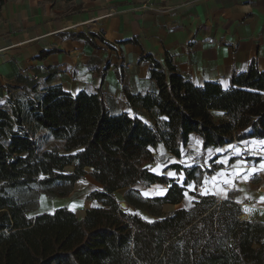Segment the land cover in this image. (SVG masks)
<instances>
[{"label":"trees","instance_id":"16d2710c","mask_svg":"<svg viewBox=\"0 0 264 264\" xmlns=\"http://www.w3.org/2000/svg\"><path fill=\"white\" fill-rule=\"evenodd\" d=\"M141 58L157 90L125 89L133 114L109 111L102 80L95 91L74 94L51 76L7 83L0 102V264H264V221L241 217L231 190L225 198L195 190L220 167L210 149L264 140V71L250 61L223 89L217 81L195 85L169 59ZM193 133L199 147L185 151ZM157 144L179 161L159 173L150 166ZM168 169L177 177L164 174ZM86 174L101 188L90 191L96 203L83 216L66 206L27 216L39 194L68 196ZM151 184L167 185L165 193L144 195ZM116 192L149 215L182 206L147 220L120 207Z\"/></svg>","mask_w":264,"mask_h":264},{"label":"crops","instance_id":"0c3cea01","mask_svg":"<svg viewBox=\"0 0 264 264\" xmlns=\"http://www.w3.org/2000/svg\"><path fill=\"white\" fill-rule=\"evenodd\" d=\"M146 53L162 63L169 59L197 86L217 81L228 89L232 72L243 71L250 61L264 71V0H0V102L7 83L24 77L51 76L52 84L72 94L95 91L102 80L109 111L133 114L125 89L157 90L147 73L149 62L141 58ZM139 114L158 118L145 110ZM186 146L188 152L198 149L195 133ZM155 150L164 156L155 172L179 162L162 144ZM209 153L220 167L203 178L202 192L225 198L231 190L243 218L264 221V140L226 144ZM165 173L174 177L170 169ZM166 187L151 184L142 193L164 194ZM100 188L86 174L64 196L63 206L83 216L96 203L88 199L90 191ZM115 195L120 201L123 192Z\"/></svg>","mask_w":264,"mask_h":264},{"label":"rangeland","instance_id":"374dc122","mask_svg":"<svg viewBox=\"0 0 264 264\" xmlns=\"http://www.w3.org/2000/svg\"><path fill=\"white\" fill-rule=\"evenodd\" d=\"M59 149H61V146H59ZM154 154L156 155V161L153 160L154 162L152 161V163H150V164H151V169L153 171H157L161 167L160 164H162L161 162H162V159H163L164 156L160 152H158V150H155ZM207 161H208V159H207ZM207 161L205 163L207 165H209L210 162L209 161L207 162ZM70 169L71 168H66V170H70ZM175 177H177V176H175ZM210 177L212 178L213 176H210ZM205 178H209V176H207ZM213 179L214 178L211 179V182H210L211 184H212ZM190 189H192V188H190ZM201 189H202L201 185L195 188V190H197L198 192H202ZM189 192H190V190H188V188H187L186 189V194L188 195ZM152 194H158V192L157 191H148V193L144 192V195H152ZM65 198L64 197L63 198L62 197H57V196L56 197L55 196L52 197V196H49V195L47 196L46 194H42L41 193V194H39L37 204L34 205L33 208L30 209V211H28L27 216L28 217H34V215H37V214L53 212V211L56 210V208H59V207L63 206V204L65 203V200H64ZM120 202H121V204H120ZM120 202H119L120 207H122L123 209L136 211V212L140 213V215L142 217H144L145 219H147V220H152L153 218H155L157 216H161V215L166 214V212H168L171 209L178 208V207L182 206V203L179 204V205H168V204H166V205H164V206H162V207H160L159 209L156 210V213H157L156 215H149L144 210L136 209V208L128 205L124 201L123 197L120 198ZM77 214H78L77 217L78 216L79 217L82 216L80 211H78Z\"/></svg>","mask_w":264,"mask_h":264},{"label":"snow or ice","instance_id":"6c2138e0","mask_svg":"<svg viewBox=\"0 0 264 264\" xmlns=\"http://www.w3.org/2000/svg\"><path fill=\"white\" fill-rule=\"evenodd\" d=\"M237 174H239V173H237ZM169 175H173L175 177L176 173H169ZM261 200H264V197H261Z\"/></svg>","mask_w":264,"mask_h":264},{"label":"water","instance_id":"95a60500","mask_svg":"<svg viewBox=\"0 0 264 264\" xmlns=\"http://www.w3.org/2000/svg\"><path fill=\"white\" fill-rule=\"evenodd\" d=\"M120 204H121V202H120Z\"/></svg>","mask_w":264,"mask_h":264}]
</instances>
